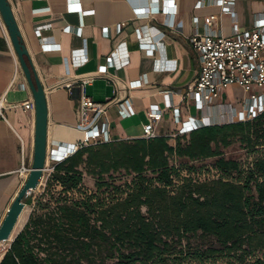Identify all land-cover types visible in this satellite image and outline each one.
<instances>
[{"label": "trees", "instance_id": "obj_1", "mask_svg": "<svg viewBox=\"0 0 264 264\" xmlns=\"http://www.w3.org/2000/svg\"><path fill=\"white\" fill-rule=\"evenodd\" d=\"M234 138L257 153L245 166L221 150ZM258 145L264 110L182 134L82 145L51 162L42 190L25 197L31 209L0 264H264ZM204 157L218 175H192L189 160Z\"/></svg>", "mask_w": 264, "mask_h": 264}, {"label": "crops", "instance_id": "obj_2", "mask_svg": "<svg viewBox=\"0 0 264 264\" xmlns=\"http://www.w3.org/2000/svg\"><path fill=\"white\" fill-rule=\"evenodd\" d=\"M196 1L173 0L171 10L139 15L135 11L148 10L152 5L150 0H9L31 64L45 89L49 141L57 140L68 146L79 134L73 127L76 122L78 86L73 84L70 93L66 86L59 85V81L98 70L121 40L126 41L129 61L117 69L107 66V71L116 77L117 84L122 88L118 101L131 103L136 112L123 117L118 113L117 102H109L107 113L111 119V134L119 138L141 135L146 121L145 110L152 102L162 104L163 91L169 90L173 103L178 105L181 94L194 80L199 69L198 55L190 45L188 36L194 30L204 29L205 16L220 13L219 7L209 0L198 7H195ZM70 3H79L82 9L92 8L93 12L81 14L78 10L70 9ZM157 3L161 7L166 1L158 0ZM234 9L237 23L241 27H248L255 14L264 13V0H235ZM195 15L198 22L194 24ZM117 23H122L120 30L116 29ZM68 24L74 27L81 24L80 33L67 30L65 26ZM213 26L230 34L232 19L226 13H220L219 18L213 21ZM136 27H141L156 41L153 54L141 48L134 33ZM105 30L107 34L103 33ZM81 47L85 48V59L75 63L72 50ZM121 57L118 52L115 59ZM109 75L96 74L86 84V92L97 100L109 101L115 87ZM137 79H140L138 85L124 88L126 83ZM0 97L3 98L2 110L5 115H0L1 218L30 168L35 118L34 109L21 104L24 100H33V96L1 14ZM222 100L233 101L234 98ZM188 106L190 114H198L192 104ZM186 112L182 115L186 116ZM138 113L144 117L141 131L134 132L122 127L121 120ZM174 126L170 115L166 114L161 129L168 130Z\"/></svg>", "mask_w": 264, "mask_h": 264}, {"label": "built area", "instance_id": "obj_3", "mask_svg": "<svg viewBox=\"0 0 264 264\" xmlns=\"http://www.w3.org/2000/svg\"><path fill=\"white\" fill-rule=\"evenodd\" d=\"M158 0H150L152 5L148 10L140 9L136 14L146 15L151 11L171 10L173 0H165L166 4L161 6ZM211 4L219 7L220 13L228 14L232 19V31L225 34L213 26V21L219 18V14L210 13L204 17V29L194 30L188 36V41L196 51L199 60V69L194 80L187 86L180 96L178 105L173 103L169 90L163 91V100L160 105L152 102L145 110L146 121L143 123L142 133L139 136L152 137L160 133L175 135L187 133L190 130L211 123L246 120L252 118L264 110V13L255 14L252 24L241 27L236 21L234 9L235 0H209ZM205 3V0H197L195 7ZM70 9L78 10L81 14L92 13L93 9H82L79 3L69 4ZM194 24L198 17H193ZM122 23H117L116 29L120 30ZM67 30H75L80 33L81 24L77 26L66 25ZM107 34V31H103ZM134 33L142 49L148 54L156 50V41L141 27H136ZM120 52L122 57L115 59ZM75 63L83 62L85 59V48L72 50ZM129 61L126 41H119L106 57V62L93 73L80 75L75 78H63L59 85L67 87L71 93L73 84L78 86V104L76 108V122L73 126L78 131L76 137L68 146L51 140L47 142V161L55 162L75 151L78 147L102 141H109L119 137L111 134V119L107 113L109 102L115 101L118 105V113L121 116L132 115L136 112L129 102L119 100L120 88L116 77L109 75L107 66L115 69ZM96 74H107L114 80V95L109 101H101L93 98L86 92V84L91 82ZM140 79L131 80L124 88L136 86ZM237 85L243 90V95L235 97L233 101L222 100L223 88ZM16 105L17 103H10ZM25 108L34 109L32 99L21 103ZM192 104L198 114H190L189 106ZM3 98L0 97V115L3 113ZM188 113H187V112ZM186 112V116H183ZM169 114L175 123L174 128L163 130L162 122L165 115ZM221 115H228L219 119ZM48 165V164H47ZM52 166H48L47 173Z\"/></svg>", "mask_w": 264, "mask_h": 264}, {"label": "water", "instance_id": "obj_4", "mask_svg": "<svg viewBox=\"0 0 264 264\" xmlns=\"http://www.w3.org/2000/svg\"><path fill=\"white\" fill-rule=\"evenodd\" d=\"M0 14L8 31L10 41L18 57L27 84L31 90L35 113L33 156L31 165L26 177L13 196L0 221V244L2 242H7L9 244L23 225L22 224L16 231H14L20 215L27 205L25 197L42 183L44 172L48 169L46 156L48 142V106L44 86L31 64L28 49L23 42L9 0H0Z\"/></svg>", "mask_w": 264, "mask_h": 264}, {"label": "rangeland", "instance_id": "obj_5", "mask_svg": "<svg viewBox=\"0 0 264 264\" xmlns=\"http://www.w3.org/2000/svg\"><path fill=\"white\" fill-rule=\"evenodd\" d=\"M243 95V90L240 86H237L233 88L232 86H227L222 89L221 91V98L224 99H231L238 97L240 98ZM227 115H221L219 119H224L226 118ZM144 117L142 113L136 114L134 117L127 118L121 120V124L123 128H129L130 131L134 132H139L141 131V122L143 121ZM171 142L173 140H170ZM258 149H262L261 153H264V145H258ZM221 150L223 151V155L227 158H235L238 159L243 166L247 165L255 155H257L256 152L250 151L249 148L245 147L243 143H241L239 140L234 138L230 144L227 146L221 147ZM213 157H204L200 159H194V160H189V164H194L195 168L193 170L192 175L198 176L200 178L204 177H213L218 175V170L213 166ZM179 159L175 161L176 165L179 164ZM51 161H48V166H51ZM182 172L187 173L185 168L182 167ZM45 170L43 178H42V183L34 190L33 194L34 196L42 190V187L44 185L45 179H46V172ZM121 172H117L116 174H121ZM127 176V175H125ZM124 177V174H123ZM83 187L87 188L88 190H92L94 188V177L91 174L84 173L83 176ZM31 209V206L29 204L26 205L25 209L23 210V215L21 218L20 226L24 222L25 218L28 216V213ZM2 217L0 218L1 221ZM19 226V227H20ZM4 250V249H3ZM1 251V248H0Z\"/></svg>", "mask_w": 264, "mask_h": 264}, {"label": "bare ground", "instance_id": "obj_6", "mask_svg": "<svg viewBox=\"0 0 264 264\" xmlns=\"http://www.w3.org/2000/svg\"><path fill=\"white\" fill-rule=\"evenodd\" d=\"M228 116V115H227ZM20 185V184H19ZM22 215H23V212L21 213V215H20V218H19V221L17 222V225H16V227H15V229H14V231H16L18 228H19V226H20V222H21V218H22ZM7 242H2L1 244H0V248H1V251H0V254L2 255V251H3V249L7 246Z\"/></svg>", "mask_w": 264, "mask_h": 264}]
</instances>
